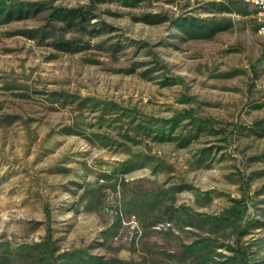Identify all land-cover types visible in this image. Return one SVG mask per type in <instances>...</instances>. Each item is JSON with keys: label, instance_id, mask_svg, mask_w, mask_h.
I'll use <instances>...</instances> for the list:
<instances>
[{"label": "rangeland", "instance_id": "1", "mask_svg": "<svg viewBox=\"0 0 264 264\" xmlns=\"http://www.w3.org/2000/svg\"><path fill=\"white\" fill-rule=\"evenodd\" d=\"M0 264H264L253 7L0 0Z\"/></svg>", "mask_w": 264, "mask_h": 264}, {"label": "built area", "instance_id": "2", "mask_svg": "<svg viewBox=\"0 0 264 264\" xmlns=\"http://www.w3.org/2000/svg\"><path fill=\"white\" fill-rule=\"evenodd\" d=\"M241 1L253 7L256 10L258 32L263 38V48H264V0H241Z\"/></svg>", "mask_w": 264, "mask_h": 264}]
</instances>
